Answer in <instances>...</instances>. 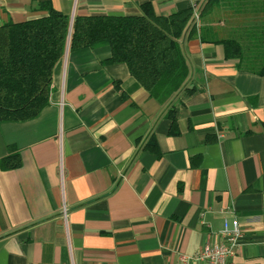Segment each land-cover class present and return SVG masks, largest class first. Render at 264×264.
Instances as JSON below:
<instances>
[{"label": "crops", "instance_id": "1", "mask_svg": "<svg viewBox=\"0 0 264 264\" xmlns=\"http://www.w3.org/2000/svg\"><path fill=\"white\" fill-rule=\"evenodd\" d=\"M209 0H0V26L47 14L160 16ZM180 40L190 73L160 104L111 49L71 51L53 75L50 104L22 124L0 123V264H179L222 242L237 218L232 264H264V45L257 0H212ZM234 39L242 56L215 41ZM188 90H194L188 94ZM178 113L179 135L166 115ZM155 138L160 156L147 145Z\"/></svg>", "mask_w": 264, "mask_h": 264}, {"label": "trees", "instance_id": "2", "mask_svg": "<svg viewBox=\"0 0 264 264\" xmlns=\"http://www.w3.org/2000/svg\"><path fill=\"white\" fill-rule=\"evenodd\" d=\"M211 1L199 9V17L209 11ZM260 1L264 45V0ZM44 8L47 14L43 17L0 26V123L27 124L42 115L50 104L55 67L68 46L71 51L110 47L111 55L104 63L126 65L134 80L160 104L184 89L190 65L180 40L189 24L196 26L195 8L160 16L151 3H144L137 16L76 17L71 32L67 15L49 2ZM215 42L224 46L227 57L242 56V46L236 40ZM177 113L172 107L166 115L174 136L180 134ZM147 148L160 156L155 138ZM18 151L9 146V154L0 161L3 170L22 167Z\"/></svg>", "mask_w": 264, "mask_h": 264}, {"label": "built area", "instance_id": "3", "mask_svg": "<svg viewBox=\"0 0 264 264\" xmlns=\"http://www.w3.org/2000/svg\"><path fill=\"white\" fill-rule=\"evenodd\" d=\"M198 17V12L195 10L196 20ZM221 235L223 238L221 243L206 242L199 254L182 256L179 264H232L231 259L235 256L244 235L240 221L237 218L232 221L226 220Z\"/></svg>", "mask_w": 264, "mask_h": 264}, {"label": "rangeland", "instance_id": "4", "mask_svg": "<svg viewBox=\"0 0 264 264\" xmlns=\"http://www.w3.org/2000/svg\"><path fill=\"white\" fill-rule=\"evenodd\" d=\"M258 1V3H261V1L260 0H257Z\"/></svg>", "mask_w": 264, "mask_h": 264}]
</instances>
